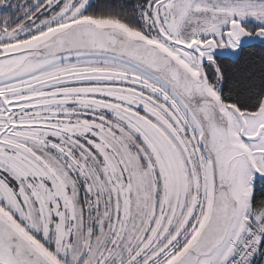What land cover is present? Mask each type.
I'll list each match as a JSON object with an SVG mask.
<instances>
[{
	"label": "snow or ice",
	"instance_id": "snow-or-ice-1",
	"mask_svg": "<svg viewBox=\"0 0 264 264\" xmlns=\"http://www.w3.org/2000/svg\"><path fill=\"white\" fill-rule=\"evenodd\" d=\"M0 264H264V0H0Z\"/></svg>",
	"mask_w": 264,
	"mask_h": 264
}]
</instances>
